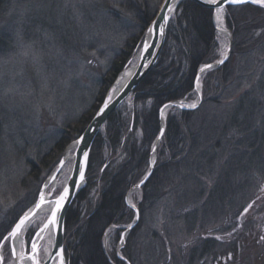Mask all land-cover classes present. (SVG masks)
Segmentation results:
<instances>
[{"label":"rangeland","instance_id":"1","mask_svg":"<svg viewBox=\"0 0 264 264\" xmlns=\"http://www.w3.org/2000/svg\"><path fill=\"white\" fill-rule=\"evenodd\" d=\"M128 2L142 5L150 13L160 7L162 0H2L0 236L6 235L37 201L44 183L71 143L62 141L65 134L71 135L69 132L79 120L94 112L98 98L106 94L117 76L135 64L143 34L141 24L126 9ZM135 14L142 17V12ZM225 16L224 10L223 24L233 39V29ZM241 16L237 15L238 26L242 28L237 34L239 44L235 50L232 46L223 83L208 91L209 101L202 110L206 121L217 114L223 128H230L227 122L232 114L239 121L254 122L260 116L248 117V114L260 112L264 116V21L257 20L243 29L247 16ZM215 42L212 62L223 56L228 45L227 38L217 32ZM121 57L123 66L113 81L102 87L103 78L109 76L112 64ZM207 79L210 80L204 74L199 81L201 101ZM183 100L191 106L197 96L192 90ZM248 102L256 105L248 106ZM130 105L127 99L117 112L126 118ZM149 108V103L137 105L140 115ZM174 111L166 112L165 123ZM260 127L264 132V125ZM140 129L141 122L134 126L137 135ZM226 134L227 129L223 130L224 137ZM240 136H235L237 148L232 147L228 154L229 146L224 147L211 166L214 169L207 170L200 187L204 192L202 198L194 195L199 190L196 187L177 186L175 172H170L167 178L161 176L162 184L152 201L145 203L141 190L132 193L129 203L138 210L137 222L120 245L123 228L135 217L125 204L119 222L104 229L101 244L107 261L113 264L111 259L117 257L119 248V255L125 259L131 256L134 264H264V239H261L264 237V138L252 150L245 151L248 153L243 157L244 164L241 156L238 159L240 150H244ZM160 143L155 163L164 156L159 152ZM253 153L256 156L250 160ZM218 163L225 167L233 163L232 170L225 173L219 170ZM70 165L71 160L64 164L50 200L64 187ZM102 167L105 165L100 168V163H91L83 197L76 202L78 210L84 211L85 203L90 209L94 207L98 171ZM219 176L221 182L229 185L223 188V201L209 203L207 197L215 189ZM46 218L47 214H42L32 222L25 234L27 248ZM45 247L40 251V261L46 256ZM2 254L4 264H13L9 242Z\"/></svg>","mask_w":264,"mask_h":264},{"label":"trees","instance_id":"2","mask_svg":"<svg viewBox=\"0 0 264 264\" xmlns=\"http://www.w3.org/2000/svg\"><path fill=\"white\" fill-rule=\"evenodd\" d=\"M1 2L2 0L0 4ZM126 9L132 12L137 22L141 24L142 34L158 10L148 13L146 8L134 2L133 4L128 2ZM139 9L140 11H137ZM138 12H142L141 18L135 14ZM238 14L247 16L243 29L257 20L264 21V10L261 8L252 5L227 7L225 17L228 25L233 29L234 50L239 44L237 34L242 29L238 26ZM250 14L253 16L249 18ZM139 39L130 44L131 48L135 47ZM215 40L212 10L191 1H183L179 4L170 21L166 41L157 64L129 98L131 105L127 117H122L121 113L116 111L94 141L86 177L92 169V162L97 165L100 163V168L104 165L105 167H102V170L99 168L98 171L99 186L94 207L90 209L85 203L84 211L78 210L76 202L81 196L83 197L84 190H82L67 212L64 239L67 264H110L103 253L102 234L107 226L119 222L118 217L123 209L126 210L124 198L127 191L145 174L149 164L151 144L158 133V110L163 104L182 100L192 92L199 67L215 59ZM123 62L124 58L121 57L112 64L109 76L102 80V87L106 86L108 81L110 83L113 81ZM229 64L230 61H227L221 67L205 74L210 80L207 79L204 82L203 99L196 109L191 111L174 109L176 113L167 116L165 133L159 150L164 155L163 159H157L151 176L141 189L145 203L154 200L162 184L161 176L165 175L167 178L166 175L168 176L170 172L177 173L176 179L179 180L177 186L196 187L199 190L194 195L196 198H202L204 194L200 188L203 186L202 179L205 178L207 170L214 169L211 166L224 147L229 146L228 154H231L232 147L237 148L239 143L235 141L236 135H241L239 141L244 150H240L238 159L241 156L240 161L244 164L246 161L243 157H246L248 153L245 151L252 150L255 147L254 144L264 138L263 130L260 131V125H264V116L260 112L246 114L248 117L260 116L261 119L255 121L256 123L250 119L239 121L236 115L232 114L227 122V126L231 129L221 126L217 114L210 121L203 118L202 110L209 101L208 91L223 83L224 73ZM103 97L98 98V105L95 106L94 112L101 104ZM139 103L150 104L149 110L142 112V115L137 109ZM212 103L217 107V101ZM247 105L255 106L256 104L248 102ZM94 112L88 117H82L78 125L69 132L71 135L66 133L62 141L64 143L74 141ZM139 122H141V129L137 135L134 126ZM226 129L227 134L224 137L223 130ZM246 142L250 143L246 145ZM255 156V153L250 155V160ZM116 158L119 160L112 164ZM232 164H227L225 167L218 163L219 170L222 169L226 173L228 169L232 170ZM223 167L226 169L224 170ZM216 183L215 189L207 197L209 203L223 201L225 195H223L225 190L223 188L229 185L228 182H221L220 176L216 179ZM126 259L130 264H134L131 256H126ZM111 262L125 264L117 257H113Z\"/></svg>","mask_w":264,"mask_h":264},{"label":"water","instance_id":"3","mask_svg":"<svg viewBox=\"0 0 264 264\" xmlns=\"http://www.w3.org/2000/svg\"><path fill=\"white\" fill-rule=\"evenodd\" d=\"M183 1H191L194 2L202 7L208 8L212 10V24L217 32V28L215 25V18L217 16V8L222 6L225 10L227 7H236V6H243V5H252L255 7H260L256 4H243V5H230L227 3V0H223L222 5H216V4H210L207 2V0H168L167 5L165 4V0H162V3L160 7L158 8L156 14L154 15L151 22L146 27L142 39L140 42L139 51L136 56V62L134 64V67L132 68L129 75L119 84L118 88L114 90V87L118 83V80L120 79L123 70L116 78L115 82L110 86V88L107 90L106 94L103 97V100L99 107L94 112L93 116L91 117L90 121L87 123L81 134L69 145L73 146V155L71 158V165L70 169L68 171V178L67 181L60 191V193L63 191L65 187H68L70 189L69 196L66 198V201L64 203L63 208L57 213V220H58V227L49 225V228L45 229L43 232H41V229L43 228L44 224L48 223L49 218L51 217V213L55 208L54 201L57 198V196L52 200V206L50 210L47 213V218L44 221V223L38 228V230L33 235L31 241L29 242L28 248L25 243V234L27 230L30 228L32 222L34 221L35 217L38 214L39 208H36V204L40 201V195L44 192V186L50 183H53L56 181L57 177L60 174V171L63 169V166L65 164L64 160V154L62 158L57 163L56 167L54 168L53 172L49 176V178L44 183L40 194L37 198V201L34 203V205L25 213L28 214L29 219L25 221V224L22 226L21 230L19 231L17 236L22 237L23 246L22 250L19 253L18 248L16 247V255L12 256L13 264H33L32 259H30L31 256L35 255L37 259L40 261V251L42 250L43 246V237L47 231L50 230L51 232V246L49 248L48 253H46L45 258L40 261V264H58L57 259L54 258L55 252L58 250L56 247L58 245L59 248H62L64 250V239H65V219L68 210L70 209L71 205L75 201L78 194L84 189L86 185V174L89 166V160H90V154L92 150V146L94 144L95 139L100 134V132L105 127L108 119L120 108V106L130 98L134 90L138 87V85L142 82V80L149 74V72L155 67V65L158 62V59L161 55V52L163 50L166 36H167V30L170 24V21L179 6ZM171 7V11L168 10V8ZM261 8V7H260ZM264 9V8H263ZM163 17H167V19H163ZM155 22V23H154ZM156 24L162 26L163 28V34H159V30L157 29L156 32L150 34L149 28L156 27ZM226 32V38L228 40V45L226 47V50L223 54V56L212 63H207L204 65H201L195 75L194 82H193V91L197 96V100L194 103L196 107L188 106L184 103V100H176V101H170L165 104H163L159 110H158V133L153 140L150 148V159H149V166L143 177L134 184L126 193L125 195V204L128 208L133 210L135 217L134 221L128 225L127 227L123 228V232L120 236L125 237V235L132 229V227L136 224L138 219V210L136 208H133L130 206L129 203V197L132 193L136 191H140L142 187L146 184L149 177L151 176V173L153 171L155 159H156V148L158 144L163 139L164 133H165V112H167L169 109H178L180 111H191L196 109L200 102H201V91L199 88V81L200 78L208 73L211 72L219 67H221L223 64H225L230 56L231 50H232V37L231 33L228 29H225ZM218 33V32H217ZM147 40V43L150 45L147 51L144 50V42ZM223 60V63H219V61ZM205 65H211V68H205ZM201 69H204L201 71ZM105 103H107V107L105 108ZM183 103V107L180 106V104ZM165 105H168V107H165ZM103 110V111H102ZM84 152L88 153V157L85 160V157L83 155ZM61 161H64V164L61 165ZM83 164L84 171H85V180L80 181L79 174L77 171L78 165ZM24 214V215H25ZM23 215V216H24ZM21 216L20 218H22ZM19 218V219H20ZM19 219L16 221V223L19 222ZM15 227V224L12 226V228ZM11 228V229H12ZM10 229V230H11ZM7 235V234H6ZM15 238H12L9 242L10 247V253L11 248L14 245L13 241ZM124 243L121 242V239L119 241V244L122 245ZM32 245L37 246L36 253L32 252ZM15 246V245H14ZM117 253H119V248L117 249ZM65 264H67L65 252L63 251ZM118 259L122 260L125 264H130L125 258L121 259L120 255H116Z\"/></svg>","mask_w":264,"mask_h":264},{"label":"snow or ice","instance_id":"4","mask_svg":"<svg viewBox=\"0 0 264 264\" xmlns=\"http://www.w3.org/2000/svg\"><path fill=\"white\" fill-rule=\"evenodd\" d=\"M207 2L210 4L222 5L223 0H207ZM167 3H168V0H165L166 5H167ZM227 3H229L230 5H243V4L251 3V4L259 5L261 8H264V0H227ZM168 10L171 11L172 10L171 7H169ZM223 11H224V9L222 6L217 8V19H218V21L221 19V13H223ZM163 19H167V17H163ZM157 29L159 30V34L162 35L163 34V28H162V26H160L158 24H156L155 28L150 27L148 31L150 34H152V33L156 32ZM149 47H150V45L147 43V40H146L144 42V50L147 51ZM89 63H91V61H89ZM219 63H223V60L219 61ZM205 68H211V65H205ZM203 70L204 69H201V71H203ZM107 106H108L107 103H105V108ZM180 106L183 107L184 106L183 103H181ZM165 107H168V105H165ZM191 107L194 108V107H196V105L192 104ZM83 155H84L85 160H86L88 157V153L84 152ZM60 163H61V165H63L64 161H61ZM77 171L79 174L80 181H84L85 180V171H84L83 164L78 165ZM69 192H70V189L68 187H65L63 189V191L58 194L57 198L54 201L55 208L51 213V217L49 218L48 223L44 224L43 228L41 229V232H43L45 229L49 228V225L58 227L57 213L63 208L64 203L66 201V198L69 196ZM44 203H46L45 196L43 193H41L40 201L38 204H36V208H40L41 205H43ZM130 206L135 208V204H131V202H130ZM249 207H251V205H249ZM28 219H29L28 214H25L22 218L19 219L18 223H15V227L7 232V235H3L2 238H0V264H4V256L2 254V249L5 247L6 242H10V240L12 238L17 237L22 226L25 224V221ZM105 235L107 236L108 233L106 232ZM228 235H231V233H229ZM120 239H121V242H123L124 237L120 236ZM217 239H221V237H217ZM261 239H264V237H261ZM22 246L23 245L21 244V247ZM56 247L58 248V250L55 252L54 258L57 259L58 264H65V259H64V255H63L64 250L62 248H59L58 245ZM105 247H107V244L105 245ZM36 251H37V246L32 245V252L36 253ZM11 254H12V256L16 255V247L14 245L11 248ZM117 255H119V253H117ZM30 259H32L33 264H40V261L37 259V257L35 255L31 256ZM121 259H124V257L121 256Z\"/></svg>","mask_w":264,"mask_h":264},{"label":"bare ground","instance_id":"5","mask_svg":"<svg viewBox=\"0 0 264 264\" xmlns=\"http://www.w3.org/2000/svg\"><path fill=\"white\" fill-rule=\"evenodd\" d=\"M215 25H216V28H217V32L220 36H223L226 38V32H225V26L223 24V18H222V13H221V19L218 21L217 19V16L215 18ZM134 67V65L130 66V67H127L120 79L118 80V83L116 84V86L114 87V90H116L119 86V84L129 75V73L131 72L132 68ZM166 115V112L163 116ZM72 155H73V146L72 145H69L66 150H65V154H64V160H65V163L70 161L71 158H72ZM56 186H57V181L53 182V183H50V184H47L44 186V196H45V200H46V203H44L43 205H41V207L39 208V211H38V214L37 216L35 217V219L37 217H40L42 214H47L48 211L50 210L51 206H52V200H50V193L56 189ZM49 192V193H48ZM34 219V220H35ZM13 244L15 245V247L18 248V251L19 253L21 252L22 250V247H21V244L23 245V241H22V237L21 235L20 236H17L15 238V240L13 241ZM43 245H46L45 249H46V253H48L49 251V248L51 246V232L50 230L47 231L43 237Z\"/></svg>","mask_w":264,"mask_h":264}]
</instances>
